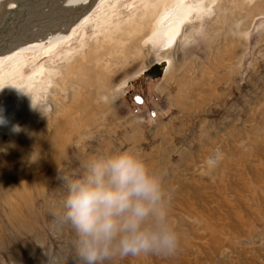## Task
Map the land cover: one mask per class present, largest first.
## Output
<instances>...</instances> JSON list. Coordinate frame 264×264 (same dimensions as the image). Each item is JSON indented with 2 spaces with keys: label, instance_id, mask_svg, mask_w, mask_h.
<instances>
[{
  "label": "rangeland",
  "instance_id": "rangeland-1",
  "mask_svg": "<svg viewBox=\"0 0 264 264\" xmlns=\"http://www.w3.org/2000/svg\"><path fill=\"white\" fill-rule=\"evenodd\" d=\"M62 1L39 9L57 17ZM164 1L100 8L39 63L43 81L0 101L14 113L0 137V264H77L59 174L120 152L160 181L144 226L175 230L178 246L105 264H264V0H182L189 15L168 46L152 34ZM156 62L163 74L147 75Z\"/></svg>",
  "mask_w": 264,
  "mask_h": 264
},
{
  "label": "clouds",
  "instance_id": "clouds-1",
  "mask_svg": "<svg viewBox=\"0 0 264 264\" xmlns=\"http://www.w3.org/2000/svg\"><path fill=\"white\" fill-rule=\"evenodd\" d=\"M58 178L66 188L62 214L76 235L77 264L175 252V230L152 231L144 226L161 198V185L135 154L114 153L92 163L84 176Z\"/></svg>",
  "mask_w": 264,
  "mask_h": 264
},
{
  "label": "bare ground",
  "instance_id": "bare-ground-1",
  "mask_svg": "<svg viewBox=\"0 0 264 264\" xmlns=\"http://www.w3.org/2000/svg\"><path fill=\"white\" fill-rule=\"evenodd\" d=\"M23 1L26 3L25 6L28 11L27 13L25 12L26 14L23 13L22 15H19L20 12L18 13L19 18H20L19 19L20 23L22 22L23 17H25V15L32 13L33 6L37 3L36 0H0V25L6 19L5 14L7 13V15H10L9 13L11 11H14L17 7L19 8L20 6H23L24 5ZM48 1L49 3H51V0H48ZM117 1L119 0H63L62 5L64 3L65 4L62 7L60 5L61 3L58 4L57 2L58 5L55 7V9L61 7L60 8L61 15L73 14L71 15L72 18L69 19L70 22L66 24V26H68L66 30L58 29L55 31H51L46 34L47 36L50 35L48 37H45V36L38 37L35 35V37L32 36V38H27V40H24V41L15 43V44H11L10 46H7V47H2L0 49V101H3L6 97H10L11 95L17 96V94L18 95L20 94L19 97L18 96L17 97L22 100L24 96L22 95L23 94L22 92L24 90L27 91L29 89H32V86L34 87V82L38 80L43 81V79L46 76L45 69H44L45 66L39 65V63L47 57H50V59L54 58V55H55L54 52L58 48L67 47L69 45V42H72L73 40L77 39L79 31H83L87 33L88 31L87 27L90 26L89 24H90L91 19L93 18L95 13L100 8H101L100 10L101 12H102V7L106 5L109 7L108 9L113 10L115 12L120 9L119 12L117 13L114 12V15L118 16L119 14H121L123 11L127 9H133V5L136 2V0L135 1L134 0H120L118 2L119 4L116 5ZM138 1L136 3H138ZM174 1L175 2L173 4H170L169 1L166 2L165 0L163 2L162 7H159L156 10L153 9L151 11V12L156 11V17L154 21L155 20L157 21L160 18L159 26L157 27V24H156L155 28L153 29L152 34L160 32L161 33L160 37L163 36L164 38L163 39L164 44H162L164 46L171 45L175 41V39L178 38L181 26L184 23L185 18H187V16L189 15L188 13L189 10H187L188 8L187 6L185 7L184 10L182 11L180 10L182 0H174ZM43 2H45V0H40L39 5H41ZM39 5L37 9L38 11L36 10V12H33L31 15L37 16L36 20H38L37 14H39V19L41 18L44 20V18L48 17L50 14H48L49 12L43 11V8L39 9L40 7H43V6L39 7ZM30 6H31V9H30ZM142 6H145V5L142 4ZM113 7L115 9H113ZM104 9H106V7ZM100 11H98V13ZM56 13H59V11L57 10ZM137 14H138V10H137ZM96 15L98 16L99 14H96ZM56 16L57 17H53V18L54 19L59 18L57 14ZM15 19H16V14L10 18L9 22L12 23V21H14ZM138 19H141V18L138 16ZM142 19L138 21L142 22ZM24 20H27V19H24ZM101 20L103 21V19ZM95 21L96 19L93 22ZM99 21H97L98 22L97 25L101 24V22ZM109 21L111 20H108V22ZM34 22L36 23V21ZM55 25H59V23L51 22L50 20H48L45 24H40L38 28L32 27V30L38 31L41 28H44V30H46V29L53 28ZM57 59L59 60V57ZM61 63H63V61ZM162 66H165V64H163ZM1 103L2 102H0V116H1V113L4 114L2 117L6 121V123L0 124V137H3L9 132L8 130L11 129L10 120L12 119V117H14V113L12 111L13 114L7 115L10 113L11 104H12L11 102H5L3 104ZM20 105L21 103H19V100H18V104H16L15 102V106L19 107ZM33 105L34 104H29L30 106L29 109H31ZM20 116L21 115H19L18 117Z\"/></svg>",
  "mask_w": 264,
  "mask_h": 264
},
{
  "label": "water",
  "instance_id": "water-1",
  "mask_svg": "<svg viewBox=\"0 0 264 264\" xmlns=\"http://www.w3.org/2000/svg\"><path fill=\"white\" fill-rule=\"evenodd\" d=\"M25 5L26 3L24 2L23 6H20L19 8L17 7L14 11H11L9 13L10 15H7V13L5 14L6 19L0 25V49L2 47L10 46L11 44H15V43L27 40V38H32V36L35 37V35L38 37L45 36L48 33V31H55L58 29L66 30L68 28L66 24L70 22L69 19L72 18L71 15H73V14L61 15V12H59V13H56L59 16V18L54 19L51 17H46L44 18L45 20L44 21L41 18L36 20L37 16L28 14V15H25V17H23V20L20 23L19 15H22L25 12L27 13L28 11ZM30 9H31V6H30ZM15 14H16V19L12 21V23H10L9 22L10 18L13 17V15ZM24 19H27V20H24ZM47 20H50L51 22H58L59 25H55L52 29L44 30V28H41L38 31L32 30V27L38 28L40 24L45 23ZM34 21H37V22L35 23ZM163 72H164L163 66L159 62L154 63L148 70H146V74L152 77L161 76Z\"/></svg>",
  "mask_w": 264,
  "mask_h": 264
}]
</instances>
